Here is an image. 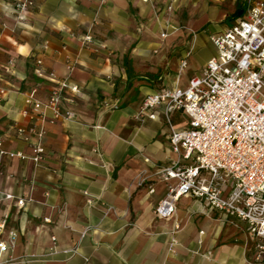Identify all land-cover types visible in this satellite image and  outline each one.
<instances>
[{
	"label": "crops",
	"instance_id": "crops-1",
	"mask_svg": "<svg viewBox=\"0 0 264 264\" xmlns=\"http://www.w3.org/2000/svg\"><path fill=\"white\" fill-rule=\"evenodd\" d=\"M160 1L39 0L20 19L14 0H0L5 148L35 152L37 139L25 140L16 131V124L33 123L25 114L31 110L25 93L37 88V96L46 97L56 85L51 77L68 76L80 87L62 102L63 112L72 115L46 124L39 165L31 158L4 159L0 214L7 215V224L0 242L8 249H0V264H264V258L255 261L247 224L201 198L184 195L170 216L155 213L167 192L164 181L154 180L156 172L177 155L163 112L156 119L138 116L143 99L163 86L187 87L212 56L193 58L200 36L189 41L192 32L215 21L221 28L213 33L223 31L234 20L230 15L246 8L245 0H178L189 7L187 31L163 36ZM95 17L94 35L105 44L99 51L75 36ZM66 55L78 59L74 68L65 63ZM39 58L44 76L35 72ZM171 120L177 129L189 125L181 110ZM4 192L24 198V205L5 199Z\"/></svg>",
	"mask_w": 264,
	"mask_h": 264
},
{
	"label": "built area",
	"instance_id": "built-area-1",
	"mask_svg": "<svg viewBox=\"0 0 264 264\" xmlns=\"http://www.w3.org/2000/svg\"><path fill=\"white\" fill-rule=\"evenodd\" d=\"M39 0H14L13 10L26 18ZM245 12L234 18L223 31L210 36L216 52L204 65L201 74L192 77L187 87H160L143 99L139 117L156 119L162 111L169 126L171 149L177 157L159 167L155 181H164L166 195L158 202L155 213L168 217L176 211L181 196L203 199L212 209L247 224L255 242V261L264 258V0H245ZM93 23L80 35L83 46L99 51L105 47L93 32ZM166 36V33H162ZM48 48L47 42L44 49ZM65 63L74 68L78 59L66 55ZM186 60L181 62L184 66ZM35 72L44 76L43 60H36ZM51 76L53 73L50 74ZM47 96L39 98L37 88L25 93V111L33 123L16 124L17 135L25 140L36 138L35 152L27 155L8 150L0 136V176L4 159L18 156L31 158L36 165L44 159L42 142L46 124L70 117L63 112L66 94H77L80 87L66 76L56 80ZM7 89L0 85V97ZM181 110L189 117V125L177 129L171 114ZM150 191L154 192L153 184ZM4 198L23 206L24 198L4 192ZM7 224V215L0 214V231ZM14 237L16 233L10 232ZM0 249H8L0 242Z\"/></svg>",
	"mask_w": 264,
	"mask_h": 264
},
{
	"label": "rangeland",
	"instance_id": "rangeland-1",
	"mask_svg": "<svg viewBox=\"0 0 264 264\" xmlns=\"http://www.w3.org/2000/svg\"><path fill=\"white\" fill-rule=\"evenodd\" d=\"M157 14L160 15L158 29L161 32L171 33L177 29L187 31L185 27V20L189 17V7L187 5L178 4V0H162L159 2ZM215 23H211V25L208 23L204 27L195 30L188 38L190 41L194 36H200L195 44L193 58L206 61L215 53V47L210 40V36L221 28V25H219L221 22L215 21Z\"/></svg>",
	"mask_w": 264,
	"mask_h": 264
},
{
	"label": "trees",
	"instance_id": "trees-1",
	"mask_svg": "<svg viewBox=\"0 0 264 264\" xmlns=\"http://www.w3.org/2000/svg\"><path fill=\"white\" fill-rule=\"evenodd\" d=\"M244 12H245V7L244 6H240V7L237 8V10L233 14L230 15V18L229 19L239 17Z\"/></svg>",
	"mask_w": 264,
	"mask_h": 264
}]
</instances>
